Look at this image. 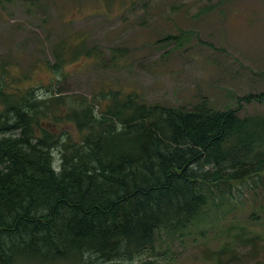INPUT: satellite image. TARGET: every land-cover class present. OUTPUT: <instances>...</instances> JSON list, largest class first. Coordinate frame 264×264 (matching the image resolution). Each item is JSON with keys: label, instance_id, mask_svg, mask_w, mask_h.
<instances>
[{"label": "trees", "instance_id": "trees-1", "mask_svg": "<svg viewBox=\"0 0 264 264\" xmlns=\"http://www.w3.org/2000/svg\"><path fill=\"white\" fill-rule=\"evenodd\" d=\"M239 108L0 83V264H134L222 222L264 183V115Z\"/></svg>", "mask_w": 264, "mask_h": 264}, {"label": "rangeland", "instance_id": "rangeland-1", "mask_svg": "<svg viewBox=\"0 0 264 264\" xmlns=\"http://www.w3.org/2000/svg\"><path fill=\"white\" fill-rule=\"evenodd\" d=\"M0 83L264 115V0H0ZM254 186L222 222L133 263L264 264V183ZM244 227L252 243L234 240Z\"/></svg>", "mask_w": 264, "mask_h": 264}]
</instances>
